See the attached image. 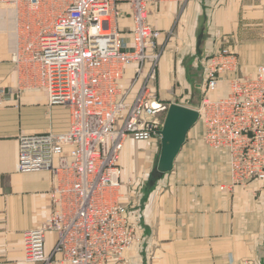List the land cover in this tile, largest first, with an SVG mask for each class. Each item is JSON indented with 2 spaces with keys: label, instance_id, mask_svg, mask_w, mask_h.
<instances>
[{
  "label": "built area",
  "instance_id": "obj_1",
  "mask_svg": "<svg viewBox=\"0 0 264 264\" xmlns=\"http://www.w3.org/2000/svg\"><path fill=\"white\" fill-rule=\"evenodd\" d=\"M189 1L0 0V11L13 17L16 78L15 88L0 87V105L22 90L42 89L48 104L69 110L65 131L18 137L17 170H47L51 180L46 218L22 232L24 262L130 264L126 252L142 235L122 181L121 153L129 141L159 142L175 102L155 90L171 30L150 24L148 14L156 5L183 8ZM123 18L130 20L128 40ZM197 64L203 77L197 121L204 142L226 152L229 187L264 180V64L242 74L237 53L224 46ZM129 66L130 86L140 82L131 100L121 87Z\"/></svg>",
  "mask_w": 264,
  "mask_h": 264
},
{
  "label": "crops",
  "instance_id": "obj_2",
  "mask_svg": "<svg viewBox=\"0 0 264 264\" xmlns=\"http://www.w3.org/2000/svg\"><path fill=\"white\" fill-rule=\"evenodd\" d=\"M148 22L171 30L155 80L163 100L189 106L182 100L197 94L199 102L203 77L197 59L221 46L237 53L242 74L264 64V0H190L183 8L167 2L150 9ZM13 25L12 14L0 11V87L16 86L10 62ZM120 27L128 40L129 18L121 19ZM132 76L129 66L121 80V87L130 89L128 100L140 84L130 86ZM225 89L222 84L220 93ZM68 126L69 110L48 104L42 89L22 90L16 100L0 105L1 264H33L23 260L22 232L49 212L50 174L17 170L18 137L62 132ZM189 131L172 169L156 185L127 191L132 220L142 235L141 244L126 252L129 263L242 264L248 259L264 264V180L230 188L225 150L204 142L201 124ZM135 145L127 142L122 154ZM53 239L48 233L46 250Z\"/></svg>",
  "mask_w": 264,
  "mask_h": 264
},
{
  "label": "water",
  "instance_id": "obj_3",
  "mask_svg": "<svg viewBox=\"0 0 264 264\" xmlns=\"http://www.w3.org/2000/svg\"><path fill=\"white\" fill-rule=\"evenodd\" d=\"M198 113L194 108L171 102L159 130V154L153 176L158 178L170 171L187 132L196 123Z\"/></svg>",
  "mask_w": 264,
  "mask_h": 264
},
{
  "label": "rangeland",
  "instance_id": "obj_4",
  "mask_svg": "<svg viewBox=\"0 0 264 264\" xmlns=\"http://www.w3.org/2000/svg\"><path fill=\"white\" fill-rule=\"evenodd\" d=\"M188 101L182 100V103L189 104L188 107L195 108L198 105V96ZM186 106V105H185ZM201 122L197 121L191 128L190 134L194 131ZM134 148H127V152L121 153L120 164L122 172V181L126 187V192L130 191L132 193L137 190L146 191L148 188H152L154 185L156 177L153 176L154 168L157 164L158 154H159V142L144 143L135 142ZM130 149V150H129ZM128 189V190H127ZM131 201H129V204Z\"/></svg>",
  "mask_w": 264,
  "mask_h": 264
}]
</instances>
